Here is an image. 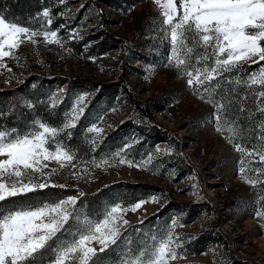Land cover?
I'll return each mask as SVG.
<instances>
[{
  "label": "rangeland",
  "instance_id": "rangeland-1",
  "mask_svg": "<svg viewBox=\"0 0 264 264\" xmlns=\"http://www.w3.org/2000/svg\"><path fill=\"white\" fill-rule=\"evenodd\" d=\"M114 2L115 6L106 0L56 3L54 27L67 23L77 37L69 39L61 30L63 49L42 39L36 46L26 42L17 59L6 60L12 73L0 70V90L33 79L52 86L61 79L58 89L64 93L73 83H82L84 88L74 96L75 102L85 97L86 112L108 86L118 85L114 108L95 125L102 131L94 133V141L107 146L123 135L120 149H111L110 164L94 169L88 165L90 171L79 180L64 168L53 181L84 193L78 199L117 184L148 186L155 194L140 209L125 214L129 223L122 232L147 220H162L166 208L179 205L185 209L179 219L185 224L176 227L174 235L182 238V247L206 234L222 242L212 238L208 251L193 256L181 247L178 253L185 258L172 264H264V235L254 216L252 186L238 175L237 162L243 157L228 135L216 130L213 106L186 87L185 79L166 63L169 44L160 31L161 10L148 0L126 14L118 8L126 4ZM259 67L245 65L243 72ZM260 119L264 122V117ZM141 149L134 157L132 153ZM175 156L182 161L180 168ZM122 158L134 166L120 164ZM172 218L161 223L155 234L170 228L178 216Z\"/></svg>",
  "mask_w": 264,
  "mask_h": 264
},
{
  "label": "snow or ice",
  "instance_id": "snow-or-ice-1",
  "mask_svg": "<svg viewBox=\"0 0 264 264\" xmlns=\"http://www.w3.org/2000/svg\"><path fill=\"white\" fill-rule=\"evenodd\" d=\"M153 2L161 10L160 31L169 44L166 63L185 79L186 87L213 106L216 130L226 133L243 157L237 162L238 175L253 187H264V122L253 128L246 146L238 141L240 132L232 111L234 108L236 113L249 116L247 105L237 102L247 100L251 94L256 110L264 117V0ZM52 16L49 10H43L45 24L37 30L0 14V70L12 73L6 60L17 59L26 42L36 46L42 39L63 49L61 30L68 33L69 39L77 37L76 29L67 23L53 29ZM245 65L260 67L239 75ZM84 100V96L76 100L61 126L38 120L26 129L0 127V264H94L98 252L119 247L122 229L129 223L125 214L148 202L141 200L130 207L115 203L88 215L82 211V204L78 207V198L84 193L77 191L64 197L48 195L39 200L13 201L12 206H5L10 198L46 193L49 188L66 190V183L53 181V176L64 168L79 180L90 171L88 165L99 168L110 164L107 159L98 163L78 161L77 153L66 143L71 140L70 130L78 126L85 112ZM52 106H56L55 101ZM87 131L99 133L102 129L93 125ZM257 158L259 175L251 179L247 166L255 164ZM119 163L134 166L123 158ZM155 199L152 197L153 202ZM259 199L261 207L255 218L264 222V193ZM178 226L174 220L166 231L142 237L136 247L124 237L127 247L121 252L119 264H172L185 258L178 253L183 240L174 235Z\"/></svg>",
  "mask_w": 264,
  "mask_h": 264
},
{
  "label": "trees",
  "instance_id": "trees-1",
  "mask_svg": "<svg viewBox=\"0 0 264 264\" xmlns=\"http://www.w3.org/2000/svg\"><path fill=\"white\" fill-rule=\"evenodd\" d=\"M115 0H106L108 4L115 6ZM118 1V0H117ZM148 0H120V3L126 4L119 6L118 8L126 14L133 8L147 2ZM60 0H0V14H4L9 19H16L21 23L39 30L44 24L45 20L42 17V11L47 9L50 13H54L56 3L59 4ZM114 4V5H113ZM53 17V16H52ZM55 24L51 25L55 29ZM249 71V70H248ZM246 72H241L239 75H245ZM235 79V75L233 76ZM61 83V79H58ZM60 83L51 85H45L39 82L37 79L28 80L23 86L14 88L12 90H0V127H17L20 129H26L35 124L36 121L50 122L53 126H61L63 121L66 119V114L75 105V93H80L84 88L82 83L74 85V83L68 87L67 92H61L58 89ZM87 88V87H86ZM121 90L118 85H111L103 91L96 102L92 104L85 112V114L78 121V126L71 129V140L66 141L73 150L77 153L78 161H96L97 163L101 160L107 159L110 161V156L113 154L111 149L119 148L125 141L123 135L121 137H115L110 140L109 145L97 144L94 141V133H89L87 129L93 125H96L102 116L114 108V99L116 94ZM243 96L244 92H240ZM55 101L56 106L53 107L52 103ZM237 103H243L251 110L249 116L239 114L235 112L233 108L234 119L238 124V129L241 131L242 142L248 144L252 139L253 128H257L261 124L259 119L260 114L256 110L255 102L253 101L252 95L249 94L248 99L244 101H238ZM138 104V103H137ZM144 126L142 125L141 130L146 133ZM152 130V129H151ZM146 135V134H145ZM258 143V142H257ZM105 145V146H104ZM141 150L134 151L132 154L137 157L141 154ZM140 151V152H139ZM124 154L129 152L123 151ZM173 160L177 162L179 168L181 162L176 156ZM76 161L75 163H78ZM91 169L96 167L89 165ZM258 162L252 164V171L249 174V178L256 179L259 173L256 171ZM76 189L67 187V189H53L49 188L47 192H41L37 194H29L28 197H15L10 198L9 201H5V206H12V202H22L29 198L39 200L43 199L48 195L64 197L68 194H75ZM252 194V207L257 210L261 207L260 195L264 193V187L257 184L256 187H251ZM155 194L153 189L148 186L141 185H128V184H117L110 186L106 189L101 190L93 196H84L79 199V204L83 205L82 211L88 215H93L99 211H102L105 207L112 206L115 203H120L122 206L130 207L133 203L141 200H147ZM184 206H170L166 208L159 218L156 220H147L141 224L135 225L130 229L123 232L121 240L118 241L117 246H111L104 253L97 254L94 258V264H119L121 259V252L127 246L124 243V237H128L132 244V247H136L142 237H145L147 232L155 234L161 223H168L173 220V216H178L179 225L183 226L184 221H180L182 213H184ZM239 211V210H238ZM255 216V215H254ZM180 219V220H179ZM261 227V232L264 235V222L255 218ZM135 229H140L139 232ZM212 235H203L198 237L192 243L182 247V250L190 256L197 255L202 252L208 251V248L212 244L213 240L216 243L222 245V242L216 237L212 240ZM235 264H245L242 262L235 261Z\"/></svg>",
  "mask_w": 264,
  "mask_h": 264
}]
</instances>
